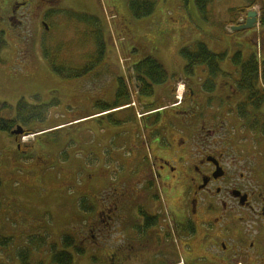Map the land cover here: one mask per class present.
Listing matches in <instances>:
<instances>
[{"label":"rangeland","instance_id":"obj_1","mask_svg":"<svg viewBox=\"0 0 264 264\" xmlns=\"http://www.w3.org/2000/svg\"><path fill=\"white\" fill-rule=\"evenodd\" d=\"M139 1L153 3V13L135 18L129 0H61L49 4L48 16L40 11L35 15L32 9L30 16L19 18L20 25L13 26L5 19L11 0H0V40L6 43L0 50V106L11 107H0V118L12 119L22 99L30 107L48 106L45 115L40 110V118L19 124L30 131L20 135L21 148L14 137L0 131V240L11 239L0 241V264H21L16 253L30 249L27 240L35 236L43 242L40 246L35 242L38 250L27 263L52 264L51 247L56 245L60 251L65 235L84 251L72 254L73 264H103V254L95 245L98 238L87 231L92 214L88 207L97 210L120 197L118 193L132 194L135 161L151 162L154 155L145 112L173 104L174 96L172 100L163 96H170L172 88L175 96L180 91L184 95L186 83L180 74L181 80L154 87L156 102L143 107L149 99L138 94L131 78L133 65L153 58L170 75L182 73L186 62L180 50H193L195 44L203 43L212 53L227 54L219 63L227 75L215 78L219 87L223 80L235 82L239 77V67L232 62L237 52L243 61L255 55L264 62V27L242 34H233L230 27L235 20L230 11L246 7L250 0L216 1L208 11L211 22L202 18L194 0ZM86 67L92 69L83 72ZM194 69L198 78L191 77L193 84L200 85L207 72L203 66ZM70 71L82 75L71 77ZM120 79L128 86L129 99L117 97ZM207 97L204 112L210 115L217 100ZM116 100L124 102L122 108H114ZM156 189L169 206L177 204L175 190L165 195L160 184ZM134 213L133 208L135 219ZM121 233L135 238L131 230ZM129 254L123 264H163L152 256L135 260V253Z\"/></svg>","mask_w":264,"mask_h":264},{"label":"flooded vegetation","instance_id":"obj_2","mask_svg":"<svg viewBox=\"0 0 264 264\" xmlns=\"http://www.w3.org/2000/svg\"><path fill=\"white\" fill-rule=\"evenodd\" d=\"M57 1L11 0L5 19L20 25L32 9L48 16ZM185 79L180 102L145 112L154 155L135 161V195L118 193L92 210L87 231L98 238L103 264H123L130 251L135 260L152 256L163 264H264V105L248 116L233 81L204 94V82ZM208 95L217 100L210 115ZM159 184L165 195L178 193L175 206L157 192ZM127 230L135 238L121 233Z\"/></svg>","mask_w":264,"mask_h":264},{"label":"trees","instance_id":"obj_3","mask_svg":"<svg viewBox=\"0 0 264 264\" xmlns=\"http://www.w3.org/2000/svg\"><path fill=\"white\" fill-rule=\"evenodd\" d=\"M219 0H194L195 6L198 9L199 13L201 14L202 18L207 21L211 22V18L208 15V11L212 4ZM254 7H258L259 9V26L264 27V0H250L246 7H240L231 10L232 17L235 18L234 21L230 23L231 26L239 25L237 21V16H245L246 12L249 9ZM129 8L132 11V14L135 18H143L154 11V4L147 2V1H139V0H129ZM225 23L222 24L221 30L223 31ZM245 30L233 32V34H242ZM99 32L95 33L97 36V42L100 46V49L103 50L104 43L101 41V36L98 35ZM6 45V43L0 40V50ZM103 52V51H102ZM104 53V52H103ZM102 53V54H103ZM180 55L182 59L186 62V65L182 71V73H176L170 75L164 69V67L155 59L153 58H146L143 61L132 66V73L133 76L131 78L135 79L136 87L138 89V94L144 98H151L154 95V87L166 85L169 82H176L182 79L180 74L184 77H194L197 80V76L195 73V67L203 66L207 72V78L203 83V88L209 94H212L216 87L215 78H217L221 73V75H227V73L222 72L220 69L219 63L227 57L225 52L215 54L212 53L205 44L197 43L194 45V49L190 50L187 47H184L180 50ZM232 62L239 67V77L235 80L234 85L235 89L245 95V101L241 104V109L245 111L247 110H258L261 106L264 105V62H260L255 55H252L249 59L243 61L242 55L240 52H237L232 57ZM53 71L61 73V70L56 69V67L52 66ZM91 70L92 68L86 67L83 72L87 70ZM89 70V71H90ZM81 73L70 71L71 77L74 76H81ZM224 83L227 82L231 83L230 81L223 80ZM220 86L218 88H220ZM174 92V89L171 90ZM124 96L125 99L128 98V86L124 79H120V87L117 91V97ZM123 100V99H121ZM121 100H116L113 104L115 107H121L124 102ZM128 102V101H125ZM129 104V103H128ZM0 107H6L11 109L10 106L3 104ZM107 106L106 108H109ZM48 106L40 105L36 107H30L23 99L19 101L14 110V117L12 119L7 118H0V131L5 132L9 135L14 130L16 126L19 124L25 126L28 125L32 120L39 117L38 112L43 110L44 115L47 110ZM248 116L250 115L247 111ZM246 115V113H245ZM45 117V116H44ZM30 131L25 130V135H29ZM12 136V135H11ZM21 136H18V141L20 140ZM110 191V190H109ZM129 192H132V195H135V189H131ZM118 193V192H117ZM81 207L84 208L83 200L81 201ZM89 211H92V207H88ZM90 217V216H89ZM61 246L62 249L57 251V246L53 245L51 247V263L52 264H73V253L76 252L80 255L84 254L82 248L78 247L76 241L71 236H63L61 238ZM4 242H11V239H1ZM0 240V241H1ZM29 241V242H28ZM34 242V244H33ZM37 244L40 246L39 242H43V238L39 237H29L27 240V245L30 247L21 248L20 251L16 253L17 258L20 260L21 264H29L30 254L33 251L38 250L36 248ZM70 249L73 252H70ZM97 249L100 251V254L103 253L99 247ZM48 251H46L47 253ZM45 253V254H46Z\"/></svg>","mask_w":264,"mask_h":264},{"label":"water","instance_id":"obj_4","mask_svg":"<svg viewBox=\"0 0 264 264\" xmlns=\"http://www.w3.org/2000/svg\"><path fill=\"white\" fill-rule=\"evenodd\" d=\"M257 20V12L256 11H248L245 20L241 21L238 26L232 27V31H240V30H248L252 29L256 26ZM24 130L21 126H17L11 134L15 136L22 135Z\"/></svg>","mask_w":264,"mask_h":264},{"label":"crops","instance_id":"obj_5","mask_svg":"<svg viewBox=\"0 0 264 264\" xmlns=\"http://www.w3.org/2000/svg\"><path fill=\"white\" fill-rule=\"evenodd\" d=\"M80 3H82V2H80ZM242 18H240V19H238V21H240ZM148 101H150V98H149V100ZM121 105H123V104H121Z\"/></svg>","mask_w":264,"mask_h":264}]
</instances>
